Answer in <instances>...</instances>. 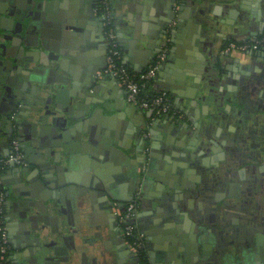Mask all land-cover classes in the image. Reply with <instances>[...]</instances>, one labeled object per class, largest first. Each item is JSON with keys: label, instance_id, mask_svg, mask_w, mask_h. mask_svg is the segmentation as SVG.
<instances>
[{"label": "crops", "instance_id": "obj_1", "mask_svg": "<svg viewBox=\"0 0 264 264\" xmlns=\"http://www.w3.org/2000/svg\"><path fill=\"white\" fill-rule=\"evenodd\" d=\"M43 1L48 4L39 11L38 22L23 32L24 53L37 54L34 66L43 69L45 55L81 51L78 62L58 55L59 62L51 64L68 81L60 108L77 114L74 134H82L83 141L104 133L112 141L101 153L83 147L67 157L64 201L71 206L76 194L83 211L75 219L64 215L68 246L62 243V255L74 244L80 253L73 264H106L96 261V244L108 264H137L120 241L113 206H125L140 189L138 226L146 238L148 264H264V54L222 55L228 42L263 33L264 0H147L154 30L144 24L148 28L137 48L128 43L132 34L125 23L126 16H139L130 12L138 6L109 0L123 62L133 72L147 70L164 38L172 40L154 87L169 94L177 116L156 119L128 103L125 91L110 78H98L108 48L95 13L99 0ZM4 2L0 0L2 25L13 19L15 10ZM161 4L164 8L157 11ZM8 51L18 56L21 47L11 44ZM5 124H0V156L8 155L11 146ZM146 133L153 157L151 172L142 179ZM27 161L28 173L12 169L2 177L12 264H30V251L41 243L28 244L11 222V202L33 197L44 207L55 191L42 180L37 156ZM49 169L45 175L53 180L56 173Z\"/></svg>", "mask_w": 264, "mask_h": 264}, {"label": "water", "instance_id": "obj_2", "mask_svg": "<svg viewBox=\"0 0 264 264\" xmlns=\"http://www.w3.org/2000/svg\"><path fill=\"white\" fill-rule=\"evenodd\" d=\"M3 1H5L3 5H6V7L9 5L8 8H15V10L11 14L13 19H9L8 24H0V119H2L0 124L6 123L5 132L11 138L15 134L18 135V132L21 135L24 134L19 140L25 156L28 153L26 158L33 155L37 156L41 163L39 172L42 180L54 187L55 190L51 198L46 200L47 204H44V207L34 201L33 197L31 200L12 201L10 220L26 236L28 244L31 242L41 243L39 247L35 245L37 248L30 251V264H73L78 259L80 247L73 244L72 252L68 251L64 256L62 255L61 251L64 248L61 247L63 246L62 243L67 245L68 240L62 227L65 224V216L68 219H75L76 213L83 210L81 209L82 205L77 203L76 194L72 198L71 206L64 201L66 197L68 198V189L67 186L63 185L62 178L68 166H65L67 157L74 151L76 152L78 148L83 150V147L85 150L93 149L96 153H101L106 148L112 147V141L107 138L106 133L102 134L101 137L93 138L91 136L87 141H83L82 134H74V131L79 127L75 120L77 114H74V111L71 110L68 113L63 112L60 108L59 101L64 91L62 88L68 84V81L62 80L59 71L51 67V64L59 62L58 55L65 57L68 55L78 62L81 59L82 52H75L70 48L68 53L58 51V55L51 54L48 59L45 55L40 61L44 65L43 69L34 66L35 63H39L37 54L24 53L23 42L25 40L23 32L26 28L31 29L34 27L39 20V11L45 7L47 8L48 3L43 0H27L28 4L24 5L25 0ZM127 1L130 6L134 4L138 6V10L131 9L130 12L137 11L139 16L128 15L125 23V31L132 34L128 38V43L130 45L135 44L137 48L140 34L146 33L148 26L154 30V27L148 23L153 21L154 13L148 8L150 1ZM164 6V4H161L155 6V8L158 11ZM145 23H148V26L144 25ZM100 24L104 31L101 20ZM147 34L150 35L151 33L148 31ZM117 35L120 41L119 34L117 33ZM11 44L21 47L18 56H14L8 51ZM6 50L7 54L4 53ZM60 66L63 68V64ZM37 75L41 78L43 76L44 79H38ZM111 80L117 83L114 79ZM3 133L4 130H0V136ZM72 134L75 137L68 144ZM152 157L151 155L146 177L151 172ZM48 159H52L53 163L48 162ZM146 159L144 157V160ZM71 161L72 158L68 164H71ZM48 167L50 172H55L58 177L55 176L53 180L48 179L45 175V170ZM22 169V174L28 173L25 168ZM54 180L57 182L56 185L53 184ZM77 195L80 198L85 197L83 192H77ZM83 203L84 199L80 204ZM63 208H66V210L64 211ZM36 212H42L45 217L37 215ZM49 226L50 229H48ZM122 240L123 238L120 239V241ZM124 245L126 244L124 243ZM93 251L98 257L96 261L109 263L107 256L101 252L96 244L93 246ZM134 258L139 264L140 259L135 256Z\"/></svg>", "mask_w": 264, "mask_h": 264}, {"label": "built area", "instance_id": "obj_3", "mask_svg": "<svg viewBox=\"0 0 264 264\" xmlns=\"http://www.w3.org/2000/svg\"><path fill=\"white\" fill-rule=\"evenodd\" d=\"M95 13L102 22L108 45L106 65L98 74V77L114 79L118 86L125 91L128 103L138 106L154 119L171 115L177 116L169 94L165 91H158L154 87L158 75L169 56L171 38L169 36L164 38L157 57L147 70L135 73L123 62L110 1L99 0ZM235 52L264 54V31L253 40L228 42L222 50V55L230 56ZM145 140L147 141V145L144 150V157L147 159L140 169L142 179L147 175L152 155V147L149 144V133L145 134ZM28 165L19 138L13 137L9 154L0 156V264H12L11 253L13 248L6 221V193L2 187V177L8 170L22 169ZM141 194V190L139 189L134 198L125 206H120L116 203L113 206L114 215L118 219L124 243L137 258L146 250V238L138 226L141 210Z\"/></svg>", "mask_w": 264, "mask_h": 264}, {"label": "trees", "instance_id": "obj_4", "mask_svg": "<svg viewBox=\"0 0 264 264\" xmlns=\"http://www.w3.org/2000/svg\"><path fill=\"white\" fill-rule=\"evenodd\" d=\"M139 264H148L146 253L143 252L139 257Z\"/></svg>", "mask_w": 264, "mask_h": 264}, {"label": "flooded vegetation", "instance_id": "obj_5", "mask_svg": "<svg viewBox=\"0 0 264 264\" xmlns=\"http://www.w3.org/2000/svg\"><path fill=\"white\" fill-rule=\"evenodd\" d=\"M14 137H16V136H14ZM12 139H13V137L12 138L10 137V140H12ZM140 202H141V200H140ZM144 252H146V250Z\"/></svg>", "mask_w": 264, "mask_h": 264}]
</instances>
